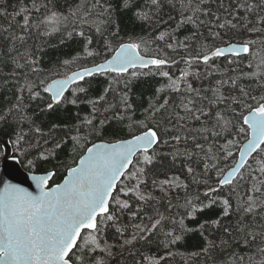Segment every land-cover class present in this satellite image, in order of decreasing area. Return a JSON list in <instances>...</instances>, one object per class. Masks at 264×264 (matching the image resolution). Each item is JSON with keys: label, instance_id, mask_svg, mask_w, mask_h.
I'll list each match as a JSON object with an SVG mask.
<instances>
[{"label": "snow or ice", "instance_id": "6c2138e0", "mask_svg": "<svg viewBox=\"0 0 264 264\" xmlns=\"http://www.w3.org/2000/svg\"><path fill=\"white\" fill-rule=\"evenodd\" d=\"M0 17V264H169L190 236L205 264H264V0H0ZM69 42L60 67L92 66L54 79ZM69 143L90 146L57 183Z\"/></svg>", "mask_w": 264, "mask_h": 264}, {"label": "trees", "instance_id": "16d2710c", "mask_svg": "<svg viewBox=\"0 0 264 264\" xmlns=\"http://www.w3.org/2000/svg\"><path fill=\"white\" fill-rule=\"evenodd\" d=\"M18 2H19V0H8L9 5H14V4H17ZM24 2L28 3V0H24ZM8 11L13 12V11H15V9H13L12 7H9ZM18 19H20V18H18ZM7 23H8L7 20H5L3 17H0V24L7 26ZM127 31H128V34L130 36H144L149 41H151L153 39V37L157 34L152 28H148V27H145L143 30L139 27H135V28L130 27ZM123 38L125 40H127L129 38V36H124ZM181 38H183V33L181 34ZM225 39H227V37H225ZM155 47H156L155 44H149V54L151 53V51ZM160 47H163L162 43H160ZM78 49H79V46L77 44L69 42L68 46L59 48V49L55 50V52L52 55L45 57V66L47 68H49L52 72L59 71L61 73L60 76H53L54 79L59 78V77H63L64 75L69 74L71 71H73L77 68H80L81 65H83V66L92 65L93 61L91 59H89L86 61L82 60L78 64L72 65L68 69L60 67L59 59L70 58L72 55H75V53L78 51ZM169 55L175 56L177 59H179V57L183 56L184 53L181 52V53L177 54V53H172L169 51ZM96 62H100V61L97 60ZM218 63L221 64L222 66H226V58H222L220 61H218ZM182 67H184V65L180 64V65H177L175 68H171L168 70L170 72L178 75L179 69ZM98 79H100V78H98ZM213 79H215V77H213ZM100 82L102 84V80H100ZM161 82H163V81H161ZM72 87H75V85H73ZM151 91L152 90L149 87V85L146 83H143V82H141L134 89L135 101H136V106H137L136 117H134L135 119H143V116H142L143 109L141 107V104L146 106V101H147L148 97L151 95ZM68 95H70V92L68 93ZM8 99H14V97H9ZM2 106H3V101H0V107H2ZM69 108L72 111L77 110L75 108H72L71 106H69ZM81 110H82L81 111L82 115H84L87 111V109L85 108L84 105H81ZM48 119H49L48 116H45L43 118L45 124H47ZM43 130L45 132L48 131L47 127H44ZM139 131H140L139 129L133 128L130 132L127 128H125L124 132L122 133V136L127 138V137H130L132 134H137ZM61 134H63V133H61ZM101 139L113 140L114 138L111 136H105L103 138H96V137H90L89 138L90 142H96V141H99ZM239 139H240V143L245 140L243 136H241ZM89 145H90V143L85 145L84 148L78 149L76 151L72 150L70 143H69V145H67L65 147V149L60 153L61 165H60V168L58 170L57 176L55 177L56 182H59L63 179V177L66 174V170H65L66 166L74 165V162L78 160L80 155L84 152V149H86V147H88ZM14 152H15V149H14ZM221 166L224 167L225 170H227V168L229 167V163H222ZM178 170H179V164H177L176 168L171 170L170 174H172V172H178ZM225 191H227V190L225 189ZM238 194L240 196H243L245 194L244 190L243 189L239 190ZM161 211H163V209H161ZM108 239L110 241H112V234L111 233H108ZM201 244H202V240H200L198 237L190 236L187 243L181 244V245H179L173 249V251L176 253V255L169 261V264H205L206 258H204V257H200L199 259H192L191 258L192 253L200 251ZM219 260H220L219 254H214L212 258L207 259V264H219Z\"/></svg>", "mask_w": 264, "mask_h": 264}, {"label": "water", "instance_id": "95a60500", "mask_svg": "<svg viewBox=\"0 0 264 264\" xmlns=\"http://www.w3.org/2000/svg\"><path fill=\"white\" fill-rule=\"evenodd\" d=\"M100 62H101V61H100ZM90 66H92V65H90ZM90 66H89V67H90ZM76 70H79V68H77V69H75V70H73V71H76ZM70 73H71V72H70ZM70 73H69V74H70ZM63 77H64V76H63ZM63 77H59V78H55V79H61V78H63ZM137 134H139V132H138ZM127 138H131V136H130V137H127ZM0 139H2V137H0ZM100 141H101V140L96 141V142L98 143V142H100ZM243 143H246V140H244ZM243 143H242V144H243ZM242 144H241V145H242ZM89 146H90V145H89ZM6 147H7L9 150H11L12 152H14V149L12 148L11 145H7ZM82 154H84V152H83ZM82 154H81V155H82ZM78 159H79V158H78ZM77 161H78V160H77ZM72 166H75V164L72 165ZM17 167H18V168H21V166H19V165H18ZM21 173H23V168H21ZM66 174H67V173H66ZM66 174H65V176H66ZM0 175H3V178H4V179H9L8 176L4 175V170H3V168H0ZM65 176H64V177H65ZM64 177H63V178H64ZM12 182L15 183V182H17V181H16V180H13ZM62 182H63V179H62L61 181L57 182V183H62ZM29 183H30V182H29ZM23 186L28 187V184H24ZM29 190H30V191H33V190H34V185H33L32 187H30Z\"/></svg>", "mask_w": 264, "mask_h": 264}, {"label": "rangeland", "instance_id": "374dc122", "mask_svg": "<svg viewBox=\"0 0 264 264\" xmlns=\"http://www.w3.org/2000/svg\"><path fill=\"white\" fill-rule=\"evenodd\" d=\"M243 142H241V144H242Z\"/></svg>", "mask_w": 264, "mask_h": 264}]
</instances>
